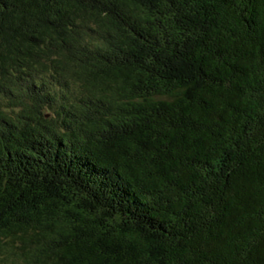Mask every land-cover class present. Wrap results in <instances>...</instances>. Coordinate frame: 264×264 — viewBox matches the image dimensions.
Wrapping results in <instances>:
<instances>
[{
	"label": "trees",
	"instance_id": "16d2710c",
	"mask_svg": "<svg viewBox=\"0 0 264 264\" xmlns=\"http://www.w3.org/2000/svg\"><path fill=\"white\" fill-rule=\"evenodd\" d=\"M0 264H264V0H0Z\"/></svg>",
	"mask_w": 264,
	"mask_h": 264
}]
</instances>
